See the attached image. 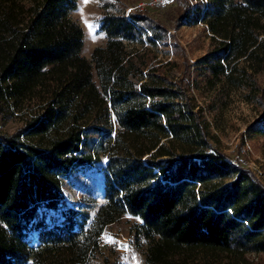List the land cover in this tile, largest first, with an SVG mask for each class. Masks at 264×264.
<instances>
[{
    "label": "trees",
    "instance_id": "obj_1",
    "mask_svg": "<svg viewBox=\"0 0 264 264\" xmlns=\"http://www.w3.org/2000/svg\"><path fill=\"white\" fill-rule=\"evenodd\" d=\"M118 1L99 0L105 44L87 60L77 0H0V118L25 115L0 133V264H84L125 214L139 219L143 264H252L264 253V187L211 144L193 91L241 88L264 125V0H178L176 19L202 23L212 41L192 63L176 41L172 60H156L152 47L173 36ZM101 154L104 202L90 219L66 204L61 177Z\"/></svg>",
    "mask_w": 264,
    "mask_h": 264
},
{
    "label": "rangeland",
    "instance_id": "obj_2",
    "mask_svg": "<svg viewBox=\"0 0 264 264\" xmlns=\"http://www.w3.org/2000/svg\"><path fill=\"white\" fill-rule=\"evenodd\" d=\"M141 1L144 0H119L118 7L125 13L144 10L167 27L173 38L168 39L167 44L156 42V46L152 47L156 60L165 62L174 58L171 51L174 41L182 45L186 60L191 63L211 48L210 33L202 23L185 25L176 19L178 0H163L160 9L138 8ZM98 3L99 0H77L76 9L70 13L72 21L83 30L81 55L87 60H90L94 47L105 44V36L99 30L101 10ZM126 44L128 49L134 50L148 46L135 41ZM220 81L201 85L198 92L193 91L196 104L204 106L202 111L208 122L211 144L230 159L248 167L264 187V125L256 130L259 122H255L261 107L243 89ZM9 114L0 118V133H10L23 123L24 113ZM106 161V155L101 154L98 161L74 168L61 177V191L66 204H82L87 208L90 219L104 202L103 172ZM47 216L55 220L60 218L55 211H48ZM136 223L139 219L125 214L106 225L100 236L99 249L84 264H143L147 244L145 240L135 238L133 225ZM121 243L124 247H120ZM249 257L252 264H264V253Z\"/></svg>",
    "mask_w": 264,
    "mask_h": 264
},
{
    "label": "built area",
    "instance_id": "obj_3",
    "mask_svg": "<svg viewBox=\"0 0 264 264\" xmlns=\"http://www.w3.org/2000/svg\"><path fill=\"white\" fill-rule=\"evenodd\" d=\"M163 7V0H144L138 4V8L160 9Z\"/></svg>",
    "mask_w": 264,
    "mask_h": 264
},
{
    "label": "water",
    "instance_id": "obj_4",
    "mask_svg": "<svg viewBox=\"0 0 264 264\" xmlns=\"http://www.w3.org/2000/svg\"><path fill=\"white\" fill-rule=\"evenodd\" d=\"M120 247H124V244H123V243H121V244H120Z\"/></svg>",
    "mask_w": 264,
    "mask_h": 264
},
{
    "label": "snow or ice",
    "instance_id": "obj_5",
    "mask_svg": "<svg viewBox=\"0 0 264 264\" xmlns=\"http://www.w3.org/2000/svg\"><path fill=\"white\" fill-rule=\"evenodd\" d=\"M165 2H167V0H165Z\"/></svg>",
    "mask_w": 264,
    "mask_h": 264
}]
</instances>
